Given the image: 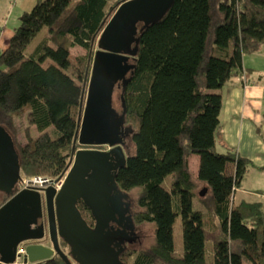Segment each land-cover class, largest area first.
Instances as JSON below:
<instances>
[{
  "label": "trees",
  "instance_id": "obj_1",
  "mask_svg": "<svg viewBox=\"0 0 264 264\" xmlns=\"http://www.w3.org/2000/svg\"><path fill=\"white\" fill-rule=\"evenodd\" d=\"M123 1L37 0L21 12L0 49V125L12 135L14 118L25 112L38 132L46 130L14 141L23 175L63 173L89 59L70 49L91 50L101 22ZM263 41L264 0H173L139 35L132 73L113 98L116 107L124 97L134 145L115 180L125 192L136 190L131 216L134 224L152 225L153 242L124 251V264H264V205L258 199L233 202L252 162L215 148L220 88L244 73L243 54ZM192 153L199 156L195 174ZM76 206L93 227L90 209L82 200ZM178 216L181 251L173 238ZM31 264L65 263L55 254Z\"/></svg>",
  "mask_w": 264,
  "mask_h": 264
},
{
  "label": "water",
  "instance_id": "obj_2",
  "mask_svg": "<svg viewBox=\"0 0 264 264\" xmlns=\"http://www.w3.org/2000/svg\"><path fill=\"white\" fill-rule=\"evenodd\" d=\"M172 2L126 0L101 22L94 36L97 48L88 59L71 154L63 173L57 177L65 175L58 191L52 186L17 191L21 179L18 153L11 134L0 125V171L8 175L6 187L0 189L11 196L0 205V264H18L17 245L43 237L45 229L50 245L24 243L23 264L46 260L55 254L65 264H73L72 260L76 264H123L120 255L123 244L133 240L127 231L134 228V221L126 201L128 193L115 180L117 168L124 167L129 155L123 151L121 140L115 138L125 121V110L117 116L112 93L117 82L122 81L125 86L126 74L134 67L128 59L136 54L137 33L140 35L144 28L159 21ZM101 144L112 148L107 151L81 148ZM204 192L205 189L200 190L199 195ZM79 200L90 209L93 227L81 216L76 206ZM41 216L45 217V223L37 229H28ZM124 219L128 222L126 226L122 224ZM59 238L67 243L68 253L61 249Z\"/></svg>",
  "mask_w": 264,
  "mask_h": 264
},
{
  "label": "crops",
  "instance_id": "obj_3",
  "mask_svg": "<svg viewBox=\"0 0 264 264\" xmlns=\"http://www.w3.org/2000/svg\"><path fill=\"white\" fill-rule=\"evenodd\" d=\"M37 0H13V8L15 2H18V18L22 11H26L30 5H33ZM17 18V20H18ZM7 20L0 29V49L5 48L9 37L13 31L6 30ZM14 30V29H13ZM264 41L261 43L260 46ZM259 46V48H260ZM257 49L251 53L258 54L260 58L264 57V50ZM242 63L244 73L242 75L232 76L220 88L222 96V104L219 113V127L215 134V148L218 150L217 144L228 149L236 151L239 155L251 160L252 167L248 170L246 178L242 184L235 188L233 202L238 203L240 200H250L249 197H257L259 194H264V190L258 185L255 188V182L258 179V174L261 172L257 167L264 165V117L259 113L261 107L260 99L264 97V68L253 66L250 59L246 58ZM256 67V68H253ZM255 69L256 75L249 77L247 72ZM258 76V78H257ZM258 79H260L258 81ZM222 112V115H221ZM196 154V153H192ZM188 156V162L193 174L197 172L199 164V156ZM245 155V156H244ZM21 177L23 174H21ZM200 192V191H199ZM236 196V201L234 197ZM40 223H45V217H39ZM23 255H20L22 257Z\"/></svg>",
  "mask_w": 264,
  "mask_h": 264
},
{
  "label": "rangeland",
  "instance_id": "obj_4",
  "mask_svg": "<svg viewBox=\"0 0 264 264\" xmlns=\"http://www.w3.org/2000/svg\"><path fill=\"white\" fill-rule=\"evenodd\" d=\"M35 3H33V4H35ZM12 5H13V0H0V29L3 27L2 25L7 20L5 28H6V30H9L11 32L19 23V18L17 17L18 16V2H15V5H16L15 8H13ZM32 7H33V5H30L26 11L31 10ZM17 18H18V20H17ZM44 32L45 31L40 32L36 36V38L32 41L31 45H34L36 42H38L41 39V37L44 35ZM132 44H134V43H132ZM96 48H97V43L95 41L94 44L91 46V50H92L91 54H90L91 50L85 51L84 49H80L79 47L71 48L70 53L72 56H76L78 54H87L88 58L89 57L92 58L93 53H94ZM259 49L264 50V43L262 44V46H260ZM245 57L250 59L249 61L253 66H259L260 68H264V57L260 58V56L258 54H246V56H244V58H243V61H244ZM253 68H256V67H253ZM253 68H252V70L247 72V75L251 78L256 75V70ZM257 78H258V76H257ZM259 80L260 79H258V81ZM117 85H118V87H116L117 89H115V94H116V92H118V90H120L119 84H117ZM115 97H116V95H115ZM260 101H261V107L259 108L258 111L264 117V97H263V99H260ZM221 115H222V112H221ZM14 127H15V129L13 128L10 131L12 133L14 141H18L20 143H23L26 141V139L28 137L27 133H29L33 137V136H40L46 132V130L38 132L34 125L28 123L26 120V117H25V112H22L19 116L14 118ZM133 146H134L133 142L131 140L130 141L128 140L127 150L130 153L133 151L132 150ZM217 148H218V150H222V151L224 150V148L220 147L219 144H217ZM191 156L195 157L197 160L196 154H192ZM41 176H46V175H41ZM258 185L264 190V171H261L258 174V179L255 182V188H257ZM127 193H128V197H127L126 201L129 203L128 208H129V211L131 213V209L136 210V203H135L136 202V199H135L136 198V190L133 189V190L128 191ZM249 198H251L250 200L258 199L264 205V194H259L257 197H249ZM3 200H5V196L3 194H1L0 195V205L2 204ZM234 200H235V202H237L236 196L234 197ZM194 206H196V207L199 206V202H197V200L195 198H194ZM134 231H135L137 239L135 242L132 243L131 247L136 248V249H143V248H148L152 244V242H153V227L151 224H149V223L137 224L136 223V224H134ZM173 238H174L175 250L181 251V249H182V233H181V218H180V216L176 217V221L174 222V225H173ZM61 248L64 249V251H66V253H67V246L64 247V245L61 244ZM123 261L126 262L125 259H123ZM244 261H245V259H244ZM73 263L76 264L75 262H73ZM122 263L124 264V262H122Z\"/></svg>",
  "mask_w": 264,
  "mask_h": 264
},
{
  "label": "flooded vegetation",
  "instance_id": "obj_5",
  "mask_svg": "<svg viewBox=\"0 0 264 264\" xmlns=\"http://www.w3.org/2000/svg\"><path fill=\"white\" fill-rule=\"evenodd\" d=\"M139 26V27H138ZM141 27V23L140 24H138L137 25V28L139 29ZM137 36H139V33L137 34ZM134 46H135V44H132V46H131V48L132 49H134ZM137 50V49H136ZM133 59H134V57L133 56H130L129 57V59H128V63H130V64H134L133 63ZM133 69V68H132ZM132 69L126 74V76L128 75V74H131L132 73ZM127 79V78H126ZM127 83V82H126ZM117 84H119V87H123V83H122V81H119V82H117L115 85H114V88H113V93H112V106L115 108V110H116V112H117V116H119L121 113H122V111H123V109L126 111V107H125V101H124V97H123V95H120V105L119 104H117V106L115 107L114 105H113V98H114V96H115V89H117L116 87H118V85ZM124 114H126V113H124ZM124 119H125V115H124ZM132 133H133V127H132V125L130 124V123H128L127 122V120L125 119V121H124V123H123V125H121L120 126V133H119V135L118 136H116L115 138H119L120 140H121V147H122V149H123V151L127 154V152H128V150H127V147H128V140L130 141L131 140V136H132ZM12 136V135H11ZM14 141V140H13ZM81 148H84V149H87V150H97V151H107V150H110L112 147L111 146H108V145H105V144H101V145H88V146H83V147H81ZM119 168H117V170H118ZM3 174H5V175H3ZM7 173H4V171H0V186H2V187H6V186H4V183L6 184V181H7ZM16 188H17V191L19 190V181H18V183H17V185H16ZM6 189V188H5ZM1 194H3L4 196H5V200H3V202H2V204H4V203H6L9 199H10V195H8L7 193H6V191L5 190H2V189H0V195ZM1 204V205H2ZM131 212H132V209H131ZM132 213H130V215H131ZM17 216H18V218H20V213L19 214H17ZM41 223H40V220H39V218L37 217V219H36V222H34L33 224H31L30 226H28V229H33V228H35V229H37V227L40 225ZM122 224L124 225V226H126L127 224H128V222H127V220L126 219H124L123 221H122ZM111 225L114 227V228H117L118 227V225L117 224H115V223H111ZM37 232V231H36ZM127 232H129V237H132L133 238V240H131L130 242H125L123 245H124V251H131V250H134L135 248H133V247H131V245H132V243L133 242H135L136 241V234H135V231H134V228L131 230V231H127ZM26 242H38V243H43V244H45V245H50V243H49V240H48V236H47V231H46V229L44 230V235H43V237H40V238H36V239H31V240H28V241H26ZM26 242H21V243H19L18 245H17V248L20 246H24V243H26ZM63 243H65V245L67 246V253H68V251H69V247H68V245H67V243L66 242H64V240L62 239V238H59V245H60V247H61V244H63ZM66 246H64V247H66ZM17 248H16V250H17ZM62 249V248H61ZM63 251H64V249H62ZM123 251V252H124ZM65 253H66V251H64ZM123 252L121 253V255H120V258H121V256H122V254H123ZM16 255H19L20 256V254H17L16 253ZM24 256V255H23ZM23 256L22 257H19V263L18 264H23ZM18 257V256H17ZM121 260H122V258H121ZM123 261V260H122ZM74 261H72V263H73ZM28 264V263H27ZM29 264H31V263H29ZM74 264V263H73Z\"/></svg>",
  "mask_w": 264,
  "mask_h": 264
},
{
  "label": "built area",
  "instance_id": "obj_6",
  "mask_svg": "<svg viewBox=\"0 0 264 264\" xmlns=\"http://www.w3.org/2000/svg\"><path fill=\"white\" fill-rule=\"evenodd\" d=\"M64 177H50V176H41V175H32L25 176L23 175L19 180V190L21 189H44L48 186H52L56 191H58L64 182ZM17 254L24 255L25 254V246H19L16 250Z\"/></svg>",
  "mask_w": 264,
  "mask_h": 264
},
{
  "label": "clouds",
  "instance_id": "obj_7",
  "mask_svg": "<svg viewBox=\"0 0 264 264\" xmlns=\"http://www.w3.org/2000/svg\"><path fill=\"white\" fill-rule=\"evenodd\" d=\"M24 246H25V244H24Z\"/></svg>",
  "mask_w": 264,
  "mask_h": 264
},
{
  "label": "bare ground",
  "instance_id": "obj_8",
  "mask_svg": "<svg viewBox=\"0 0 264 264\" xmlns=\"http://www.w3.org/2000/svg\"><path fill=\"white\" fill-rule=\"evenodd\" d=\"M115 109V108H114Z\"/></svg>",
  "mask_w": 264,
  "mask_h": 264
}]
</instances>
